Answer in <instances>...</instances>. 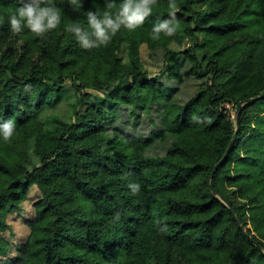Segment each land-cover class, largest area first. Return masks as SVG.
<instances>
[{
	"label": "trees",
	"instance_id": "trees-1",
	"mask_svg": "<svg viewBox=\"0 0 264 264\" xmlns=\"http://www.w3.org/2000/svg\"><path fill=\"white\" fill-rule=\"evenodd\" d=\"M21 2L0 0V264H264V96L233 116L264 92V0H175L176 35L153 41L169 19L157 0L91 50L64 26L87 28L105 0H51L61 24L43 38L11 31ZM68 87L73 117L42 119ZM33 187L28 235L12 242Z\"/></svg>",
	"mask_w": 264,
	"mask_h": 264
},
{
	"label": "clouds",
	"instance_id": "clouds-1",
	"mask_svg": "<svg viewBox=\"0 0 264 264\" xmlns=\"http://www.w3.org/2000/svg\"><path fill=\"white\" fill-rule=\"evenodd\" d=\"M74 10L82 5L80 0H68ZM157 0H105L103 11L88 10L86 13L87 28L80 23L65 24L64 31L72 34L82 48L91 50L101 46H108L112 38L121 28L134 31L144 24L145 20L152 14L153 5ZM169 19L155 23L152 26L150 37L153 41L164 36L172 37L179 29V22L176 19L178 5L175 0H169ZM115 10V11H113ZM10 29L13 33L19 34L25 28L38 37L45 35L61 24L60 11L51 0H22L21 5L9 17ZM14 130L12 121L3 126V138H11ZM133 192H137L139 185H133Z\"/></svg>",
	"mask_w": 264,
	"mask_h": 264
},
{
	"label": "rangeland",
	"instance_id": "rangeland-1",
	"mask_svg": "<svg viewBox=\"0 0 264 264\" xmlns=\"http://www.w3.org/2000/svg\"><path fill=\"white\" fill-rule=\"evenodd\" d=\"M123 58L127 60L126 51L123 50ZM141 55L146 67L150 68L154 72L159 71V64L157 61L156 53L152 52L148 45L144 44L141 47ZM189 83V88H193L195 84ZM64 95V94H63ZM63 95L57 96L52 105L48 109H44L40 116L42 119L48 118L51 113L60 114L65 119H71L73 117L72 107L69 105V98L72 101L74 99L73 90L71 87H68L66 96ZM68 97V98H67ZM74 102V101H73ZM230 107V105H229ZM237 108V107H236ZM236 109L233 110V116H235ZM52 125V124H51ZM38 189L33 187L30 192L29 199L24 202L21 212L14 213L10 215L9 221L11 223V228L5 232L12 242H21L23 241L29 232V227L26 220L34 216V206L33 203L38 198ZM16 253V248H13L10 252V255ZM4 256L0 257V263L4 262Z\"/></svg>",
	"mask_w": 264,
	"mask_h": 264
},
{
	"label": "water",
	"instance_id": "water-1",
	"mask_svg": "<svg viewBox=\"0 0 264 264\" xmlns=\"http://www.w3.org/2000/svg\"><path fill=\"white\" fill-rule=\"evenodd\" d=\"M263 96H264V92H263L262 94H259V95H256V96L249 97V98H247L246 100H242V101L237 105L236 112H235V116H238V114H239V112H240L241 107L243 106V104H245V103H251V102H253V101L257 100V99L262 98ZM237 134H238V130L235 132V134H234V136H233V139H232V141H231V143H230V146L232 145V143L234 142L235 138L237 137ZM229 149H230V147H229ZM229 149H228V151H229ZM227 153H228V152H227ZM219 163H220V162H219ZM219 163H217V165L215 166L214 171L217 169ZM214 171H213L212 175H211L210 178H209V182L211 181V178H212V176H213V174H214ZM213 192H214V194H218V191H217L216 188H213ZM243 230L245 231L244 228H243Z\"/></svg>",
	"mask_w": 264,
	"mask_h": 264
}]
</instances>
